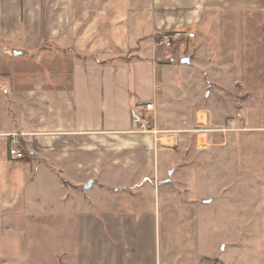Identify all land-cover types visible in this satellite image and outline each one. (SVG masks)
<instances>
[{"label":"crops","instance_id":"1","mask_svg":"<svg viewBox=\"0 0 264 264\" xmlns=\"http://www.w3.org/2000/svg\"><path fill=\"white\" fill-rule=\"evenodd\" d=\"M48 1L0 0V264L208 262L201 163L264 174V0Z\"/></svg>","mask_w":264,"mask_h":264},{"label":"rangeland","instance_id":"2","mask_svg":"<svg viewBox=\"0 0 264 264\" xmlns=\"http://www.w3.org/2000/svg\"><path fill=\"white\" fill-rule=\"evenodd\" d=\"M48 2L52 3L49 9L54 12L49 24L55 28V0ZM82 7L80 11H85ZM175 31L188 33L191 30H171L164 34ZM156 44L154 47L159 51L160 60L180 52V56L184 55L185 41L170 51L157 48ZM234 103L238 105L239 102ZM218 156L220 158L213 153L199 168L205 193L199 232L201 242L209 252L207 261L210 264H264V174L238 172L231 164L230 156ZM66 260L65 256L58 257L57 263L66 264Z\"/></svg>","mask_w":264,"mask_h":264},{"label":"built area","instance_id":"3","mask_svg":"<svg viewBox=\"0 0 264 264\" xmlns=\"http://www.w3.org/2000/svg\"><path fill=\"white\" fill-rule=\"evenodd\" d=\"M185 40H182V39ZM195 38V33L190 31L185 33L183 31L170 32L168 34H163L156 44L157 48L162 50L170 51L179 48L183 41L193 40ZM172 57V56H170ZM154 119H153V107L152 104H144L142 106L136 107L131 112V125L135 129V132L140 134L154 133ZM9 157L20 161L24 158V154L21 149L18 148L16 144L12 142V145L8 149ZM204 264H210L205 262Z\"/></svg>","mask_w":264,"mask_h":264},{"label":"trees","instance_id":"4","mask_svg":"<svg viewBox=\"0 0 264 264\" xmlns=\"http://www.w3.org/2000/svg\"><path fill=\"white\" fill-rule=\"evenodd\" d=\"M163 34H161L159 37H158V39L157 40H159V38L162 36Z\"/></svg>","mask_w":264,"mask_h":264},{"label":"water","instance_id":"5","mask_svg":"<svg viewBox=\"0 0 264 264\" xmlns=\"http://www.w3.org/2000/svg\"><path fill=\"white\" fill-rule=\"evenodd\" d=\"M185 61V60H184ZM89 188V186H86V189H88Z\"/></svg>","mask_w":264,"mask_h":264}]
</instances>
